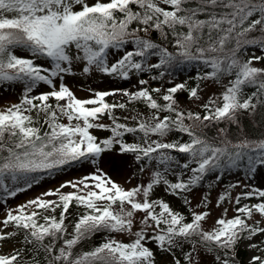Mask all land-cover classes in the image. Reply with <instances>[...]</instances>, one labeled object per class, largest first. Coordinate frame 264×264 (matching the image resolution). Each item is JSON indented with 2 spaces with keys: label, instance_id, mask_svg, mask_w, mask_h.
I'll return each instance as SVG.
<instances>
[{
  "label": "snow or ice",
  "instance_id": "1",
  "mask_svg": "<svg viewBox=\"0 0 264 264\" xmlns=\"http://www.w3.org/2000/svg\"><path fill=\"white\" fill-rule=\"evenodd\" d=\"M152 31L164 41L172 37L175 51L149 38ZM248 48H257L262 55L243 59ZM260 60H264V0H0V87L13 83L23 87L18 102L0 107V189L15 197L39 184L43 174L83 161L96 165L88 175L6 209L0 219V242L21 239L20 247L0 254V264H19L25 253L31 254L25 264H41L42 253L44 264H155L148 240L173 255L174 264H181L177 250L184 264H200L202 252L212 254L215 264H233L242 240L264 234V189L244 185L250 190L235 197L236 214L229 218L225 208L210 230L203 227L210 211L193 210L187 194L209 174L215 173L218 182L226 170L243 167L249 179L264 172V136L241 135L234 141L229 135L230 125L243 131L245 113L253 118L258 108H264V67L254 66ZM187 63L210 69L198 79L224 89L200 105L203 114L181 109L175 98L178 91L187 90L189 99H199V84L191 89L186 83L169 87L160 96L164 103H159L154 94L161 89L145 87L147 79H139L141 87L135 91L88 89L90 95L83 99L65 82L76 75V67L81 75L95 71L128 80L157 69H162V78L167 69ZM40 85L49 90L33 94ZM117 95L126 100L108 102V97ZM133 103H143L150 114L129 109ZM117 109L135 114L121 122ZM105 117L110 124L102 122ZM213 127L216 135L209 138L204 130ZM92 129L108 131L110 136L100 139ZM172 133L188 139L166 141ZM128 135L134 138L131 142ZM109 152L132 156L141 173L153 165L148 181L126 188L113 180L97 163H104L103 154ZM170 175L176 177L174 182ZM135 178L129 176L125 183ZM160 185L168 194L183 197L190 220L164 200L150 199ZM235 187L239 182L228 185ZM252 198L259 202L241 204ZM231 201L225 190L216 207ZM210 203L204 195L197 207L208 208ZM73 206L84 211L69 232L66 221ZM137 213H143L141 227L133 231ZM255 214L261 219L255 220ZM9 227L11 231L4 230ZM101 232L108 234L101 244L74 254L79 243ZM112 233L134 239L123 242ZM257 261L264 264L259 256L250 264Z\"/></svg>",
  "mask_w": 264,
  "mask_h": 264
},
{
  "label": "rangeland",
  "instance_id": "2",
  "mask_svg": "<svg viewBox=\"0 0 264 264\" xmlns=\"http://www.w3.org/2000/svg\"><path fill=\"white\" fill-rule=\"evenodd\" d=\"M89 2H94V0H89ZM259 34V33H257ZM255 35V33L253 34ZM127 48L131 49V45L126 46ZM18 55H27L25 52L18 51ZM255 54L256 56L262 55L261 51L257 48H248L246 51L242 53L243 59H248ZM111 59H115V57H112ZM155 59H152L154 61ZM43 62V61H38ZM254 66L256 67H264V60L260 61H254ZM76 72L75 76H68L65 79V82L67 85L72 89V91L76 94L78 98H88L90 93L88 89L98 90V91H111L114 89H126L135 91L137 88L141 87L138 84L139 79H147L149 83L153 84L154 87L160 88L161 92L166 91V85L169 84L168 80L162 79V80H151L149 78V74L147 72L142 74H134L130 77L128 80H123L117 77H109L106 75H103L99 72H93L91 75H81L80 74V68L76 67L74 69ZM228 79L223 80V84L228 83ZM174 82V81H173ZM160 83H162V86H160ZM180 83H186V88L191 89L193 87H196L198 84L200 85V89L198 91L199 99H189V93L188 91H178L175 94V98L178 102V104L186 109H198L200 108V105L205 103L210 96L216 95L218 96L224 89L222 85H217L216 83L212 81H201L198 79V77L195 79L193 84L189 83V81H185L184 79H176V82L173 83L171 86H175L176 84ZM49 88L45 85H40L38 89L33 94H38L42 91H48ZM108 102H123L126 100L125 97L117 95L113 97L107 98ZM18 102V96L16 94V91L10 87L8 84H5L3 87H0V107H7L9 103H16ZM136 112L143 113L145 116L149 115V113L146 110L143 109H136ZM119 116L121 117V122H123L124 116H131L135 113L131 111H119ZM67 122L66 120L64 121ZM105 124H110V120L105 117L102 120ZM92 134L97 136L100 139H104L108 136H110V132L103 131L99 129H92ZM155 139V137H153ZM168 137L166 138V140ZM103 160L104 163L97 162L100 167L104 169L105 172L108 173L109 176L118 183H121L124 187L129 188L132 186H135L137 183L144 182L146 183L149 179V176L151 174V171L147 168H145V171L143 173L139 172L138 166L133 162L132 156L130 155H119L116 152H109L103 154ZM96 165L92 164L90 161H83L79 163H74L70 165L69 168L65 170H60L53 172L51 174H44V179L41 180L39 184L34 185L31 189H28L24 192L18 193L15 197H8L7 195L0 200V219H2L6 214V209L8 207L16 208L18 205L24 204L29 199L35 198L36 196L40 195L42 192L47 191L49 189H55L59 187V185L67 180H76L84 175H88L95 171ZM135 176V179H132L130 183H125L126 178L129 176ZM240 184V187L235 188H228V185L222 184V183H215L214 185H210L209 187H196L191 193H188L187 196L191 200V207L193 210L200 212V211H210L211 215L208 217L206 222L203 223V227L205 230L210 229L217 218L221 216L223 213V210L225 208L228 209L227 216H229L232 213V207L233 202L235 201V197L239 195L242 191L250 190L245 189L244 185H251L259 189H264V172H258L255 175L254 179H249L248 175L245 178H237L236 180H233L231 184ZM229 192L231 194L232 201L231 202H225L223 203L219 208L216 207L218 196L225 192ZM65 192L72 191L71 188H65L63 189ZM204 195H208V198L210 200V204L208 205V208L204 207H197V204L200 202L201 198ZM48 199H55V197H48ZM150 199H162L165 202L169 203L170 207L173 210H176L177 207L180 205L179 200L176 198V196L170 195L164 190V186L160 185L157 186L152 194ZM264 199V198H262ZM118 207V206H117ZM189 208V207H188ZM159 211V209H157ZM143 213H137L136 214V220L137 224L133 228V231L138 230L141 225L139 224V220L142 217ZM255 220H260V216L258 214L254 215ZM251 223V221H250ZM261 226H264V221H262ZM0 227H3L2 224H0ZM5 231H11L12 228L9 227L7 229H4ZM149 235L152 234L151 229L148 230ZM114 236L120 239L124 240H132L134 237L128 236L126 233H114ZM264 241V234H258L255 236L252 241L243 240L241 242V246L246 249V261H252V258L254 256H259L261 259L264 258V243H261ZM249 243H256L259 245L258 248H249ZM18 242L14 238L11 240L0 242V254H9L12 252L14 247H18ZM152 251L153 248L151 246H148ZM172 259V255H165L156 257L155 256V264H161L163 262L170 261ZM200 264H208L209 263V256L206 253H201L200 257Z\"/></svg>",
  "mask_w": 264,
  "mask_h": 264
},
{
  "label": "trees",
  "instance_id": "3",
  "mask_svg": "<svg viewBox=\"0 0 264 264\" xmlns=\"http://www.w3.org/2000/svg\"><path fill=\"white\" fill-rule=\"evenodd\" d=\"M161 6H163V5H161ZM133 27H135V25H133ZM140 35H144V34L140 33ZM255 35H259V34L255 33ZM149 38H151L153 41H155V42H157L159 44H162L163 46L167 47L169 49V51H175V49L173 48L174 40H173L172 37H169L168 41H164L160 37L158 32L152 31V32L149 33ZM152 59H155L154 62H157V60H158V58H156V57H153ZM161 70L162 69L149 71L148 73H149V75L151 77V80L166 79V80H168L169 84H171V85H173V83H174L173 81H175V79L179 78L180 76H181V78L189 81V83L193 84L195 79L197 77H199V75L202 74V72L210 71V69L202 68L199 63H187V64H184V65L174 66L172 68L167 69L165 71V75L162 78H160L159 77V72ZM153 76H156L157 79H152ZM224 79H227V77L224 78ZM171 85H166V89L169 88V87H172ZM11 86L17 92L18 98H20V96L23 93L22 85L19 84V83H13V84H11ZM146 87H148L150 89L151 88H156L151 83H148V85H146ZM253 90L254 89H246L245 91L250 93ZM184 91L186 92L187 90H184ZM163 94H164V92H161L160 94H154L155 98L158 100L159 103H164L160 99V96L163 95ZM128 108L129 109H135V110L136 109H143V110H146L150 114V110L143 103L129 104ZM181 109H183L185 111L200 112L201 114H203V109L201 107L198 108V109H186V108L181 107ZM119 111H124V110L117 109L116 113H115L117 116H119V114H118ZM164 114L165 113H161V115H164ZM33 115H35V114H33ZM42 118L43 117H41V119ZM129 123H133V122L129 121ZM220 126L224 127V125H220ZM240 128L243 129L242 132L237 128L236 125H230L229 126V135L234 141L238 137H240L241 135H246L250 139H257V138H259L261 136H264V108H258L257 109V113H256L255 117H253V118H249L248 115L245 113L243 115L242 119H241ZM204 131L206 132V134L208 135L209 138H211V137L216 135V131H215L214 127L213 128H209V129H205ZM181 138L183 140H187L188 139V137L186 135L172 133V134H170L168 136V139L166 141H172V140H177V139H181ZM126 139L129 142H131L134 138L131 135H128L126 137ZM184 159H185V157H183V155H181V162L182 163L184 162ZM69 167H70V165L66 166L62 170H65V169H67ZM152 167H153V165H149L147 168L151 170ZM245 174H246V172H245V169L243 167H240V168H237V169H232L230 171L226 170L223 173H220L222 178L218 182L215 180V175H216L215 173L209 174V175H207L206 179L201 183V185H199L197 187H205V186L209 187L210 185H214L215 183H222V184L229 185V184H231V182H233V180H236L237 178H243V176ZM188 175H190V173L186 174L184 176V179H187ZM168 178L170 180H172L173 182L176 179V177L172 176V175H170ZM5 194L6 193H4V191L2 189H0V199ZM177 198L180 201V205L175 211L181 212L183 215H185L190 220L191 219V214L189 212L188 206L184 203L183 197H177ZM257 202H259V201L256 198H252L250 200H242L241 204H243V203L253 204V203H257ZM235 207H237V205H235V203L233 202L232 213L228 216L229 218L233 217L236 214L235 211H234ZM83 211L84 210L82 208H77L75 206L70 208V210H69V219L66 221V223L69 226L68 227V231L69 232L72 231V224L75 221V219L77 218V215L79 213H82ZM47 214L50 215L51 213H47ZM56 214L58 216L59 209H57V213ZM106 235H108V234L101 232V233H97V234L93 235L90 239L82 241L81 243H79L73 249L74 254H78V253H80L82 251H90L93 247L98 246L99 244H101L104 241V238H105ZM111 235L114 237V233H112ZM114 238L117 239V240H122L123 242H130V240H124V239H120V238H116V237H114ZM14 239L17 240V242L19 244V240L21 239V237H15ZM240 243L237 246L236 253H235V260H234L233 264H250L251 261H246L245 260L246 249H244L241 246ZM146 246H151L153 248V250H154L153 252H154L156 257H160V256H163V255H169V253L160 251L157 248L155 242H153L151 240H148L146 242ZM18 247H20V245H18ZM187 248H188V246L186 245L184 250L186 251ZM230 255H231V253H230ZM175 256H176V258H179L181 260V264H184V262H183V254H182V252L180 250L176 251ZM208 256H209V263L208 264H215L214 256L212 254H208ZM30 259H31V254L25 253L24 255H22L19 264H25V262L29 261ZM40 259H41V264H44L43 253L40 256ZM161 264H174L173 255H172V259L170 261L163 262ZM256 264H259V261H257Z\"/></svg>",
  "mask_w": 264,
  "mask_h": 264
}]
</instances>
